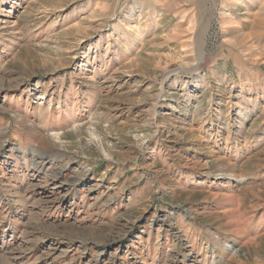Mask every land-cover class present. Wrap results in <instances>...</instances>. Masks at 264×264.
<instances>
[{"label":"rangeland","instance_id":"obj_1","mask_svg":"<svg viewBox=\"0 0 264 264\" xmlns=\"http://www.w3.org/2000/svg\"><path fill=\"white\" fill-rule=\"evenodd\" d=\"M0 264H264V0H0Z\"/></svg>","mask_w":264,"mask_h":264},{"label":"bare ground","instance_id":"obj_2","mask_svg":"<svg viewBox=\"0 0 264 264\" xmlns=\"http://www.w3.org/2000/svg\"><path fill=\"white\" fill-rule=\"evenodd\" d=\"M202 49V48H201ZM202 55V54H201Z\"/></svg>","mask_w":264,"mask_h":264}]
</instances>
